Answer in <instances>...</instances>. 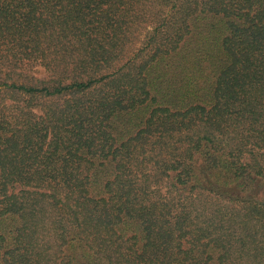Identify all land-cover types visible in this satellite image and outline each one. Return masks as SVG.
<instances>
[{
    "label": "trees",
    "instance_id": "obj_1",
    "mask_svg": "<svg viewBox=\"0 0 264 264\" xmlns=\"http://www.w3.org/2000/svg\"><path fill=\"white\" fill-rule=\"evenodd\" d=\"M0 264H264V0H0Z\"/></svg>",
    "mask_w": 264,
    "mask_h": 264
},
{
    "label": "rangeland",
    "instance_id": "obj_2",
    "mask_svg": "<svg viewBox=\"0 0 264 264\" xmlns=\"http://www.w3.org/2000/svg\"><path fill=\"white\" fill-rule=\"evenodd\" d=\"M148 29V26H142L139 28L135 33H134V39H133V46H137L140 43V40L143 38L145 35L146 30Z\"/></svg>",
    "mask_w": 264,
    "mask_h": 264
}]
</instances>
